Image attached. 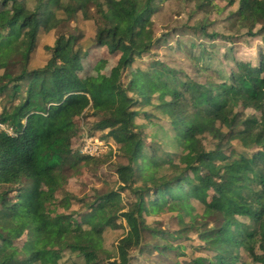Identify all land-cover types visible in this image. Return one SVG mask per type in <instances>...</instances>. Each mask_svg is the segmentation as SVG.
Instances as JSON below:
<instances>
[{
    "label": "trees",
    "instance_id": "obj_1",
    "mask_svg": "<svg viewBox=\"0 0 264 264\" xmlns=\"http://www.w3.org/2000/svg\"><path fill=\"white\" fill-rule=\"evenodd\" d=\"M226 1L0 0V264H264V52L258 77L236 61L229 69L218 41L238 37L211 31L210 19L237 3L228 15L264 43V0ZM166 4L188 17L157 31ZM80 19L93 23L92 38ZM44 33L56 39L42 62ZM100 47L119 58L93 92L84 62ZM148 56L144 81L126 80ZM90 118L87 135L112 139L115 161L80 154V121ZM73 179L82 181L74 194ZM21 210L30 217L20 247L7 231ZM191 219L206 225L197 231ZM104 225L123 230L113 255L96 248Z\"/></svg>",
    "mask_w": 264,
    "mask_h": 264
},
{
    "label": "rangeland",
    "instance_id": "obj_2",
    "mask_svg": "<svg viewBox=\"0 0 264 264\" xmlns=\"http://www.w3.org/2000/svg\"><path fill=\"white\" fill-rule=\"evenodd\" d=\"M218 5L219 8H222L226 5L227 1L226 0H215ZM237 3L233 6H231L228 10H225L222 14L217 13L216 11H212L211 15H210V19L213 22V24L211 25V31H215V32H229V33H235V35L238 37L235 40H232L231 42L227 43L224 40H220L218 41L219 44H221L223 47L220 48V50H218V55L221 56V58H224V53L227 52L226 54V58H227V63L229 65V69L233 68L235 66V61L238 62L241 66V68L243 69V71L245 73H247L248 75L251 76L252 75H256V77L260 76V72H259V67H258V62L260 59V48H262L263 52H264V43H262L259 38H255L252 36H247L245 33L246 31L244 30H240L236 25H235V17L229 16L228 13L229 12H237ZM162 12L158 15H156V17L153 18V20L156 22V30L157 31H162L163 29H165L166 25L170 24L169 26L172 27H179L181 26L182 23L185 22V20L187 19V15L177 12V13H173L170 10V7L168 6V4L164 5L162 8ZM75 25L81 30L82 34H83V38L84 40L86 38H92L93 37V31L95 30L94 26L91 23H86L84 22L82 19L78 20V22H75ZM167 31V30H164ZM240 37V38H239ZM56 39V34L54 36L53 33H44L40 40L38 41V49L36 51L35 54H37V59L39 61L44 62L43 60L45 59L44 53L46 54V52L48 53V51H46L45 47L48 46H52L54 44V41ZM189 39V38H186ZM171 43L173 45V40H169V46L168 47H164L160 48L159 51H161V56H164L163 54L169 52V50H171ZM228 48H225L227 47ZM45 48V49H44ZM207 49L210 51L211 48L207 47ZM170 54H175L177 58L181 57V53L180 52H175V51H171ZM169 53L168 55L171 56ZM159 57V58H160ZM175 62L177 64H180L178 61H176L177 58L171 56ZM119 58V54L116 55H110L107 50L105 48H96L93 49L90 52V56L88 57L87 61L84 62V67L86 69V72L88 73V78L89 81L91 83V88L93 89V92L97 91V86L98 84L110 73V71L116 66L117 64V60ZM151 57L148 56L144 59H137L135 64L131 65L128 67L127 69V77L126 80H130L131 78L134 79V81H139L142 82L144 81V77H143V70L148 68V62L150 61ZM164 59L167 60V57L164 56ZM180 59V58H179ZM181 60V59H180ZM182 61V60H181ZM211 68H218L220 69L221 64L219 63V60L216 57H213L211 59ZM40 62V63H42ZM181 66H184L187 70L188 73H191V68L188 65L187 62L182 61V63L180 64ZM2 74V72L0 71V75ZM199 81L203 82L202 78H198ZM151 89L154 91L155 87L153 85H151ZM216 107L218 109H220V106L216 104ZM144 119L140 116L134 119V124L135 125H141L144 123ZM81 126H83V130L82 132L86 135V130H89L92 126V124L94 123V118H90L89 120H85L84 122L81 120L80 121ZM152 126V124H150ZM81 132V133H82ZM107 133V130L103 132V134ZM91 139L93 140H98L100 143H103V145H107L108 141L107 140H112L109 138H105L102 136V133H96ZM113 141V140H112ZM146 142H149V139L146 140ZM112 145L114 146V149H111L108 147L107 149L104 148L105 146H103L102 149H104V154L103 157L108 158L111 161H115L116 158V152L118 151V146L114 145V141L112 142ZM112 151V153H110ZM82 155V154H81ZM106 171H111L109 172L108 176H110L111 178L115 177L116 175L114 173H112L113 171L108 169V166L104 168ZM82 181H77V180H71L70 184H69V188L68 191L73 193L74 192H78L80 191V189L82 188L81 186ZM95 184H98L97 182H93ZM87 190L91 191L92 188L91 187H87ZM79 196H81V198L83 199L84 197H86L88 194H92V193H76ZM59 195V194H58ZM123 198H124V202L127 206H129L130 204H132L135 201V198L133 196H130L128 199L125 198V195L123 194ZM78 206H75L74 209H78V207H83L82 203H78ZM158 215V214H157ZM145 215L146 220L148 221V223H152L155 220H159V219H165L168 218V215ZM29 217L30 214L27 210H21L19 212V214L16 216L15 221L17 223V228L13 231L8 230L7 231V237L10 239V241L13 244H16L17 246H23V244L27 241V231H26V225L29 222ZM194 219V218H193ZM191 219V223L192 221H194V225L196 226L194 229L198 231L199 227H205L204 224L206 225V220H199V219H195L193 220ZM118 223L124 224L125 221L120 218L118 220ZM171 226H172V222H170ZM109 225V224H108ZM127 229V228H126ZM101 232V236L100 237H96V248L97 249H105V255H113V252L116 249L117 243L119 241V239H121L123 237V230H121V228L119 229H112L107 225H104L102 228H100ZM193 237L197 238V240L201 242V239H198V237L194 234ZM196 239L193 241V243H196ZM203 244V243H202ZM183 251H187L188 253H190V251H192V249L194 247H196V245L189 243L187 244V246L182 245L181 246ZM190 248V249H189ZM245 256V255H243ZM99 264H108V262L106 263H99Z\"/></svg>",
    "mask_w": 264,
    "mask_h": 264
},
{
    "label": "built area",
    "instance_id": "obj_3",
    "mask_svg": "<svg viewBox=\"0 0 264 264\" xmlns=\"http://www.w3.org/2000/svg\"><path fill=\"white\" fill-rule=\"evenodd\" d=\"M1 130H5V126L0 123V131ZM10 132V134H12V131H8ZM93 136H89V135H85L83 136V139H82V143H81V148H80V154L84 155V156H90V157H101L104 154V149L103 146H105L104 148L107 149L108 146H111V147H108L111 148V149H114V146L112 145V142L111 141H108L107 145H103V143H100L98 140H93L91 139Z\"/></svg>",
    "mask_w": 264,
    "mask_h": 264
},
{
    "label": "clouds",
    "instance_id": "obj_4",
    "mask_svg": "<svg viewBox=\"0 0 264 264\" xmlns=\"http://www.w3.org/2000/svg\"><path fill=\"white\" fill-rule=\"evenodd\" d=\"M108 141H111V142H113L112 140H108ZM82 143V142H81ZM114 145H116L115 143H114ZM80 148H81V146H80ZM80 152V151H79ZM112 152V151H111ZM110 152V153H111ZM82 156H84V155H82ZM86 157H90V156H86ZM93 158H97V157H93Z\"/></svg>",
    "mask_w": 264,
    "mask_h": 264
},
{
    "label": "crops",
    "instance_id": "obj_5",
    "mask_svg": "<svg viewBox=\"0 0 264 264\" xmlns=\"http://www.w3.org/2000/svg\"><path fill=\"white\" fill-rule=\"evenodd\" d=\"M93 25V23H91ZM94 26V25H93Z\"/></svg>",
    "mask_w": 264,
    "mask_h": 264
}]
</instances>
